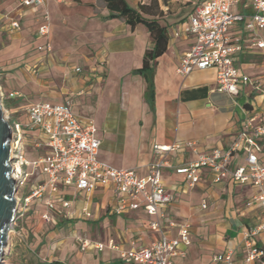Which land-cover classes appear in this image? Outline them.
I'll return each instance as SVG.
<instances>
[{
	"label": "crops",
	"instance_id": "crops-1",
	"mask_svg": "<svg viewBox=\"0 0 264 264\" xmlns=\"http://www.w3.org/2000/svg\"><path fill=\"white\" fill-rule=\"evenodd\" d=\"M125 1L137 10L151 2ZM156 1L161 14H142L166 25L168 43L153 62L151 108L144 96L146 82L137 71L145 50L154 42L144 24L131 27L123 18H110L103 0H46L50 32L41 37L36 31L43 22L44 8L19 7V0H4L7 10L0 12V23L11 41L0 43V88L9 124L23 122L26 107L33 103L67 102L81 117L93 120L100 139L98 160L115 168L132 169L140 176L148 174L153 162L163 160L161 179L173 196L159 215L150 216L142 208L110 214L106 210L108 190L97 186L80 192L73 185L60 184L59 193L69 206L57 203V209L50 210V219L44 220L41 215L51 196L47 186L42 196L31 198L20 208L15 219L25 255L35 264L52 260L65 264H137L125 261L121 252L147 245L162 235L177 237L179 225L185 223L189 225V243L183 247V256L172 257L173 264L259 262L244 261V233L261 219V210L246 204L253 188L233 181L230 174L245 154L232 153L229 172L220 182L212 180L207 167H200L196 171L198 182L189 185L187 175L176 169L211 150L226 151L247 114L256 112L264 118L263 100L250 84L235 95L218 92L213 68L178 73L179 58L192 44V38L181 31V24L202 0ZM232 10L243 16L228 30L242 43L234 65L249 78L261 77L264 51L251 42L262 37L264 30L244 28L250 21L251 0H237ZM9 17L18 20L19 29H8ZM46 42L50 43V53L38 49ZM154 145L169 148L157 150ZM44 150L29 145L26 158L35 160ZM258 156L264 164V150ZM26 171L30 185L47 180L39 166L27 165ZM150 221H157L159 230L151 229ZM249 239L264 252V230ZM83 240L87 245L82 246ZM96 243L103 247H95ZM226 253L230 262L216 260L217 255ZM260 261L264 264V254Z\"/></svg>",
	"mask_w": 264,
	"mask_h": 264
},
{
	"label": "built area",
	"instance_id": "built-area-1",
	"mask_svg": "<svg viewBox=\"0 0 264 264\" xmlns=\"http://www.w3.org/2000/svg\"><path fill=\"white\" fill-rule=\"evenodd\" d=\"M236 3L237 0H202L194 6L181 24V31L192 38V44L180 56L176 71L185 75L194 69L213 68L218 92L235 95L243 86L250 84L264 104V74L249 78L234 65L242 51L240 38H233L228 32L243 18L232 10ZM45 4L46 0H19L18 3L19 7L44 8L43 22L36 31L41 37H47L50 32L49 13ZM251 7L250 21L244 28L252 32L264 30V0H251ZM8 20V29L20 28L18 20L12 17ZM251 45L264 51V34L254 39ZM38 49L50 53V43L46 42ZM75 70L80 71V68L76 67ZM10 129L9 163L11 176L18 186L15 193L18 198L15 219L20 208L27 205L31 198L42 196L47 186L51 196L46 202L47 210L41 215L44 220L50 219V210L57 209V203L63 207L69 206V201L63 199L59 193L60 184L73 185L80 192H90L97 186L108 190L106 210L110 214L142 208L150 216L159 215L173 201L172 194L166 191L161 179L163 160L153 162L149 166L148 174L144 176L138 175L132 169L115 168L98 160L96 156L100 139L95 134L93 120L81 117L67 102L33 103L25 109V120L11 122ZM29 145L44 147L45 150L35 160H28L26 150ZM154 148L167 150L169 147L154 145ZM263 150L264 118L254 112L243 118L240 131L226 151L211 150L188 165L176 169V172L187 175L189 185L198 182L196 171L200 167H207L212 174V180L220 182L229 172L228 163L232 153L241 151L245 154L243 162L230 174L233 181L253 188L246 204H254L261 210V219L244 233L247 248L244 261L253 262L259 259L256 264H262L260 257L264 252L254 246L249 238L264 230V164L258 156ZM27 165L39 166L47 180L44 183L31 184L29 193L21 197L19 189L29 175L26 171ZM15 219L10 228H13ZM148 225L153 230H159L160 227L157 221H150ZM87 243V240H83L82 246ZM188 243L189 225L180 224L177 237L162 235L147 245L122 251L121 257L127 262L137 264H173L172 257L183 256V247ZM108 245L114 247L111 242ZM95 247L101 249L103 244L96 243ZM216 260L228 263L230 255H217Z\"/></svg>",
	"mask_w": 264,
	"mask_h": 264
},
{
	"label": "trees",
	"instance_id": "trees-1",
	"mask_svg": "<svg viewBox=\"0 0 264 264\" xmlns=\"http://www.w3.org/2000/svg\"><path fill=\"white\" fill-rule=\"evenodd\" d=\"M105 6L109 10V17H119L134 27L138 23L145 25L149 31L153 45L148 47L143 55L142 65L137 70L146 82L145 99L152 108L154 104V83H153V62L166 50L168 43V34L166 25L161 24L158 18L145 17L143 12H158V4L156 0H151L148 6L141 5L140 10L131 7L125 0H103ZM46 264H65L59 260H52Z\"/></svg>",
	"mask_w": 264,
	"mask_h": 264
},
{
	"label": "water",
	"instance_id": "water-1",
	"mask_svg": "<svg viewBox=\"0 0 264 264\" xmlns=\"http://www.w3.org/2000/svg\"><path fill=\"white\" fill-rule=\"evenodd\" d=\"M10 124L5 117L0 99V264L6 251L8 230L15 219L18 203L15 193L18 189L16 180L11 176L10 166Z\"/></svg>",
	"mask_w": 264,
	"mask_h": 264
},
{
	"label": "rangeland",
	"instance_id": "rangeland-1",
	"mask_svg": "<svg viewBox=\"0 0 264 264\" xmlns=\"http://www.w3.org/2000/svg\"><path fill=\"white\" fill-rule=\"evenodd\" d=\"M6 10L7 9L5 8L4 0H0V12L4 13L6 12ZM5 30H6L5 25L1 22L0 23V43L2 44H7L11 41L9 34ZM1 78H2V74H0V81H1ZM3 97H4V93L2 92V89L0 88V98L3 100ZM29 187H30V183L25 181L19 189V194L22 196L24 192L27 191V188ZM17 228H18L17 225L14 224L13 228H9L10 231L8 230V241H7L6 247L4 248L6 253L4 257L2 258L1 264H35L33 259L26 257L25 255L26 250L23 245L24 241L23 239H21V236H19V234L17 233Z\"/></svg>",
	"mask_w": 264,
	"mask_h": 264
},
{
	"label": "bare ground",
	"instance_id": "bare-ground-1",
	"mask_svg": "<svg viewBox=\"0 0 264 264\" xmlns=\"http://www.w3.org/2000/svg\"><path fill=\"white\" fill-rule=\"evenodd\" d=\"M15 199H16V202H18V198H17V196L15 195ZM6 247V246H5ZM4 251H5V249H4Z\"/></svg>",
	"mask_w": 264,
	"mask_h": 264
}]
</instances>
